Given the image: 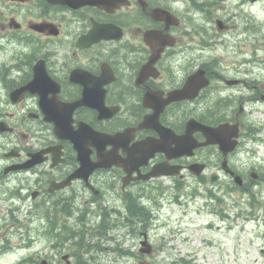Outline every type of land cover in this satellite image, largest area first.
<instances>
[{"label":"flooded vegetation","instance_id":"obj_1","mask_svg":"<svg viewBox=\"0 0 264 264\" xmlns=\"http://www.w3.org/2000/svg\"><path fill=\"white\" fill-rule=\"evenodd\" d=\"M213 5L0 0V239L24 226L18 264H104L80 248L96 227L147 261L162 199L264 197V78L209 53L230 28Z\"/></svg>","mask_w":264,"mask_h":264},{"label":"rangeland","instance_id":"obj_2","mask_svg":"<svg viewBox=\"0 0 264 264\" xmlns=\"http://www.w3.org/2000/svg\"><path fill=\"white\" fill-rule=\"evenodd\" d=\"M208 1L214 3L213 15L228 20L230 25L212 40L214 50L209 53L223 57V62L232 63L241 71L249 69L250 78L263 79L264 0ZM184 7L188 5L184 3ZM196 15L201 17L199 13ZM206 22L209 31L217 29L216 17ZM253 114L258 116L257 111ZM259 118L264 120L262 115ZM257 150L253 160L264 165V145ZM197 188L198 192L204 191ZM207 197L210 198L198 194L180 200L162 199L163 205L156 207L159 212L150 231L158 249L154 258L143 261L131 254L138 253L134 242L137 236H128L126 229H111L101 237L87 233L86 239L91 244L98 241L103 246V250H93L91 254L95 259L104 260V264H264V197L256 194L255 200L243 193ZM20 218L23 219V215ZM89 221L98 224L101 217L90 215ZM3 225L5 236L0 239V264H18L17 258L22 255L18 249L26 238L24 226L18 229L7 222ZM112 237L114 239L110 240ZM48 251L49 248L44 250Z\"/></svg>","mask_w":264,"mask_h":264},{"label":"water","instance_id":"obj_3","mask_svg":"<svg viewBox=\"0 0 264 264\" xmlns=\"http://www.w3.org/2000/svg\"><path fill=\"white\" fill-rule=\"evenodd\" d=\"M62 2L64 3H68V4H71L73 6H76V5H80V4H85V3H91V4H96V5H99L100 3H104V0H61ZM114 2V0H113ZM155 11V10H153ZM219 23V26H221V21L219 20L218 21ZM195 78V76H193V79ZM27 90H31V91H34V87L33 85H28L27 87H24L22 88V91H27ZM54 120V119H53ZM54 121H57V120H54ZM58 124V123H57ZM57 130L59 131L60 130V125L58 124L57 125ZM70 137V136H69ZM72 140H74V138L70 137ZM75 141V140H74ZM97 165H100V164H97ZM153 174H156V175H160L162 172H158V171H154L152 172ZM149 174V176L153 175V174ZM148 176V177H149ZM236 178H237V181L241 184L242 183V179L240 176L236 175ZM145 245H147L148 243L147 242H144ZM144 251H149V249L147 250H144ZM42 264H50L49 262H47L46 260H43L42 261Z\"/></svg>","mask_w":264,"mask_h":264},{"label":"trees","instance_id":"obj_4","mask_svg":"<svg viewBox=\"0 0 264 264\" xmlns=\"http://www.w3.org/2000/svg\"><path fill=\"white\" fill-rule=\"evenodd\" d=\"M82 233V232H81ZM85 246L83 243H81V247Z\"/></svg>","mask_w":264,"mask_h":264}]
</instances>
